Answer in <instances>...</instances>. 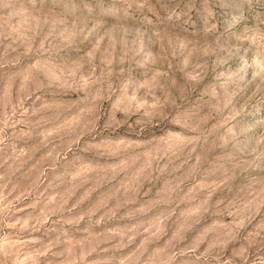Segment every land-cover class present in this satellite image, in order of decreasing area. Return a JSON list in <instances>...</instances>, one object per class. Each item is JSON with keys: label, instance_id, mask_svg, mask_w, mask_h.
Listing matches in <instances>:
<instances>
[{"label": "rangeland", "instance_id": "rangeland-1", "mask_svg": "<svg viewBox=\"0 0 264 264\" xmlns=\"http://www.w3.org/2000/svg\"><path fill=\"white\" fill-rule=\"evenodd\" d=\"M0 264H264V0H0Z\"/></svg>", "mask_w": 264, "mask_h": 264}]
</instances>
